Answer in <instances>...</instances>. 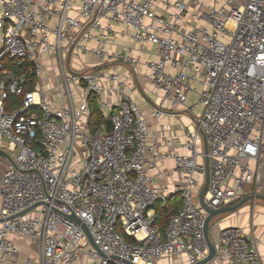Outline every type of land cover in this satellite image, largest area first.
<instances>
[{
  "label": "built area",
  "instance_id": "1",
  "mask_svg": "<svg viewBox=\"0 0 264 264\" xmlns=\"http://www.w3.org/2000/svg\"><path fill=\"white\" fill-rule=\"evenodd\" d=\"M136 74L158 101L148 116ZM175 106L201 113L153 131ZM205 157L209 208L264 196V0H0V264H198ZM172 195L160 230L154 206ZM215 226L206 264H263L255 238L227 227L213 242Z\"/></svg>",
  "mask_w": 264,
  "mask_h": 264
},
{
  "label": "crops",
  "instance_id": "2",
  "mask_svg": "<svg viewBox=\"0 0 264 264\" xmlns=\"http://www.w3.org/2000/svg\"><path fill=\"white\" fill-rule=\"evenodd\" d=\"M116 29L121 30V29H123V27L122 26H116ZM120 43L129 44V45L132 44L130 42L129 38L121 39ZM147 49L151 50L152 47L148 46ZM141 56H142V58H141L142 60L148 58V56H146V55H141ZM90 58L93 59L92 57H90ZM93 62H94V59H93ZM118 68L124 70V68H122V67H118ZM141 72L144 73V70H139L138 73H141ZM133 79H134V84H135L134 89L132 88L133 89V96L134 97L140 96L138 91H137V89H138L139 92L142 93V90L139 87V85H140L139 74H136V76H134ZM141 98L143 99V97H140V99ZM148 110H149V107H148ZM146 116H148V114ZM162 119H161L162 124L170 123V125H171V122H170L171 119L169 121L167 118H165L163 121H162ZM151 123L152 122L150 120V125H151ZM176 127L182 128L179 125ZM174 130H176L178 133L180 132L179 129L174 128ZM159 140H158V143L160 145H162L161 140L160 141ZM164 149L165 148L161 147V150H164ZM171 166H172L171 162H165V163H161L158 166V169L162 170L164 168L171 167ZM250 166L254 167V164L250 163ZM250 195H252V193L250 191H246L244 198L248 197ZM211 223L220 227L221 230L224 228H227V227L240 228L245 235H248L250 237L255 238L258 241V251H259V254L261 257V261L264 264V201H262V200L249 201L246 204H244L242 207L237 209L236 211L222 215V216H219V217L213 219ZM181 261H183V259H181Z\"/></svg>",
  "mask_w": 264,
  "mask_h": 264
},
{
  "label": "water",
  "instance_id": "3",
  "mask_svg": "<svg viewBox=\"0 0 264 264\" xmlns=\"http://www.w3.org/2000/svg\"><path fill=\"white\" fill-rule=\"evenodd\" d=\"M67 63H69V58L67 60ZM105 125H106V132L109 133L111 130V122L110 120H106L105 121ZM195 127L197 128V130L199 131V133L201 134L202 137V142H203V151L206 154L207 149H206V143H205V136L204 133L202 132V130L199 128L198 123H195ZM204 166H205V176H204V182L202 187L199 190L198 193V203L200 205V207L203 209V211L206 213V217L204 220V236L207 242V256L205 259H203L201 262H199L198 264H206L207 262H209L213 257H214V245L212 242H210L209 238H208V228L210 223L212 222L213 219L228 214V213H232L234 211H236L237 209H239L240 207H242L244 204H246L249 201H255V200H262L264 201V196L263 195H250L248 197H245L243 199H241L239 202L232 204V205H228L219 209H212L209 208L205 202H204V195L206 192V188L209 182V168H208V160L205 157L204 158ZM69 219H71L72 221H74L75 223L79 224L82 228V230L84 231V233L86 234V236L88 237V239L90 240L91 245L93 246L94 249H96L93 241L91 240V237L88 233V231L86 230L85 226L83 224L80 223V221L78 219H76L73 215L69 217ZM97 250V249H96ZM98 251V250H97Z\"/></svg>",
  "mask_w": 264,
  "mask_h": 264
},
{
  "label": "rangeland",
  "instance_id": "4",
  "mask_svg": "<svg viewBox=\"0 0 264 264\" xmlns=\"http://www.w3.org/2000/svg\"><path fill=\"white\" fill-rule=\"evenodd\" d=\"M122 30L123 31L125 30V33L128 34V31H126L127 29L125 27H123ZM74 60H75L74 64L79 65L77 63L76 59H74ZM81 61L83 63H85V64H88V65L90 63H93V59H91L89 56H85V57L81 58ZM78 62H80V61L78 60ZM140 89L142 90V93H140L139 90L137 89V91H138L140 96L134 97V100H135V102L137 104V107L142 112H144V115H147V114L149 115L150 110H148V107L150 108L152 106V104L158 103L157 98H156L154 92L151 90V86H150L149 83H145V84L142 83L141 86H140ZM140 97H143L144 100H141ZM189 99H190L191 103L195 102L194 95H190ZM165 106H167V105H165ZM174 108L176 109L175 112L178 113V114H176V116H174L170 120V122H171L172 127L175 128V129H179L180 132H184L185 127L187 125H190V121L194 120V119H197L200 116V113H201V107L200 106L198 108H195V110L192 112L191 117L188 115V113L182 112V109L178 108V106H175ZM164 119H165V117L162 119V121ZM151 122H152L151 123V127H152L153 131H154V129H156L158 127L157 126L158 124H162L161 120H160L161 123L159 121H154L152 119H151ZM178 125L180 127H182V128L176 127ZM220 230H221V228L218 227V226H215L213 229L212 228L210 229L209 235H210V238H211V240L213 242L217 241V238H218V235L220 233ZM17 245L20 247V249L22 251H24V253L30 252V250L32 249V246L29 245V244L28 245H24L22 243H18ZM158 264H165V263L164 262H159Z\"/></svg>",
  "mask_w": 264,
  "mask_h": 264
},
{
  "label": "trees",
  "instance_id": "5",
  "mask_svg": "<svg viewBox=\"0 0 264 264\" xmlns=\"http://www.w3.org/2000/svg\"><path fill=\"white\" fill-rule=\"evenodd\" d=\"M27 88L30 89V86ZM19 104L20 98L15 96L9 97V99L4 102L6 111L19 107ZM90 109L89 127L93 130L95 127H99L104 123V117L95 102L90 103ZM178 206L179 200L177 195H172L169 198V203L164 207L159 204L154 206L156 224L159 226L160 230H163L166 227L170 216L174 213L173 210Z\"/></svg>",
  "mask_w": 264,
  "mask_h": 264
}]
</instances>
